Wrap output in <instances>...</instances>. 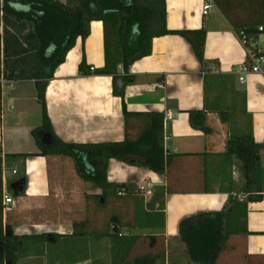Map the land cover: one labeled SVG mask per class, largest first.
<instances>
[{
  "label": "crops",
  "instance_id": "0c3cea01",
  "mask_svg": "<svg viewBox=\"0 0 264 264\" xmlns=\"http://www.w3.org/2000/svg\"><path fill=\"white\" fill-rule=\"evenodd\" d=\"M205 2L165 0L169 30L205 32L203 62L197 59L185 37L179 34L154 37L151 53L128 68L132 81L124 87L123 100L113 94L111 75L91 72L102 69L105 61L103 24L90 22L88 36L76 39L48 81L44 93L46 113L55 136L73 144L134 140L151 126L153 115L161 116L166 161L163 174L114 158L108 161L107 181L117 186L116 192L108 195L116 202L111 223H115L112 226L117 231L113 232L119 236H125L127 231L134 236L141 234V238L155 236L161 264H197L190 261L180 239V222L199 213L231 209L230 234L223 250L229 241L235 240L241 246L242 258L264 264V73L250 70L237 31L214 2L207 14L202 13ZM252 39L264 47V30L255 32ZM82 60L86 73L79 72ZM244 67L247 70L242 72ZM117 72L124 75L121 66ZM211 77L229 82L230 91L241 97L243 112L249 118L246 134L258 146L260 167L259 184L251 192L244 189L242 157L226 154L227 142L234 135L223 130L225 124L218 118L213 122L214 129L206 124L210 129L207 134L190 124L191 111H205L206 122L214 117L215 111L208 109L206 100L207 80ZM4 81L0 94V264H11L7 259L9 237H17L12 252L16 254L14 264H17L23 252L22 238L39 241V236L48 235L47 239L55 241L51 234L65 237L73 232L67 221L30 219L25 223L17 217L30 206L36 209V204L46 209L51 195L58 198L75 190L58 185V182L67 184L61 175L51 176L50 161L62 156L28 155L39 152L31 132L42 124V109L40 118L36 114L35 103L41 105V102L35 83L27 79L10 84ZM116 85L120 87L119 80ZM123 103L127 114L123 112ZM166 112L172 118L164 122ZM147 183L151 184L150 195L143 194ZM5 196L12 202L5 203ZM138 203L146 212H162L163 226L135 227ZM38 213L45 214L46 210ZM117 223L124 225L122 233ZM238 224L241 228L235 229ZM20 229L26 231L19 232ZM36 229L42 230L36 232ZM101 232L107 234L99 240V247L104 249L105 237L109 239L110 232L105 229ZM39 257L43 256L36 255ZM133 262L134 258H84L69 259L66 264Z\"/></svg>",
  "mask_w": 264,
  "mask_h": 264
},
{
  "label": "trees",
  "instance_id": "16d2710c",
  "mask_svg": "<svg viewBox=\"0 0 264 264\" xmlns=\"http://www.w3.org/2000/svg\"><path fill=\"white\" fill-rule=\"evenodd\" d=\"M213 2L237 33L243 32L249 38H252V35L258 31V27L264 23V0H213ZM2 8L6 25L4 33L9 28L8 19L16 22L28 21L33 25V35L37 41V68L34 81L38 99L41 102L42 124L31 132L39 152L28 155L62 156L71 159L76 175L84 182L100 188L102 193L99 198L103 201L106 194H114L117 189L116 185L108 183L106 177L108 161L111 158L163 174L166 161L161 116L153 115L151 126L134 140L64 143L55 136L51 128L44 103L45 89L55 69L64 62L66 54L74 46L76 39L78 37L85 39L88 36L92 21H101L103 24L105 64L102 69L91 72L111 75L113 94L120 96L122 100L125 85L132 81L128 76L129 66L151 53V42L154 37L167 34H179L185 37L197 59L202 63L205 32L203 30H169L166 27L165 0H77L73 7L59 0H3ZM6 43L3 35H0V79L6 81L30 79L23 74L22 70L11 65L8 56L1 59V48ZM118 66L122 67L124 75L118 74ZM79 72L86 73L84 60L79 65ZM117 80L121 83L120 87L116 85ZM123 112L127 114L124 103ZM189 120L192 127L206 134L209 133L205 111L189 112ZM226 154L242 157L244 189L251 192L259 184L260 177L258 146L251 135L242 134L231 137L226 145ZM228 212L222 210L199 213L186 217L180 222L179 236L190 261L197 264L217 262L230 234ZM141 213H143L142 216ZM163 224L162 212H146L141 203L137 204L135 227L154 228L162 227ZM76 233L73 231L72 236ZM50 236L60 237L58 234ZM148 237L156 246V237ZM141 239L145 238L133 236L131 247L133 248ZM16 244L17 237L8 238L7 259L11 264H14L17 259L16 254L12 253L16 249ZM147 257L136 254L133 264H150L155 259Z\"/></svg>",
  "mask_w": 264,
  "mask_h": 264
},
{
  "label": "rangeland",
  "instance_id": "374dc122",
  "mask_svg": "<svg viewBox=\"0 0 264 264\" xmlns=\"http://www.w3.org/2000/svg\"><path fill=\"white\" fill-rule=\"evenodd\" d=\"M59 1L66 2L71 7L77 3V0ZM8 20L7 24L9 28L4 33L6 25L3 15L1 36L3 35L5 43L7 42L4 44L7 50H4L5 48L2 46L1 59L8 56L7 58L11 65L16 67V69L22 70L23 74L30 77L27 80H32L35 83L37 41L33 35V25L28 21L16 22L11 19ZM3 81H0V83H3ZM13 81L17 80L6 81L5 83L10 84ZM229 86V82H224L215 77L207 80L206 100L208 109L214 110L215 114L206 124H209L214 129L213 122L218 118L221 123L225 124L223 130L236 137L248 133L250 121L243 112L241 97L232 93ZM35 104L36 114L40 118L41 105L37 101ZM74 170L73 161L71 162L64 157L52 159L50 161L51 176L61 175L67 184L58 182V185L64 188L65 186L74 187L75 193H63L58 198L55 195H51L50 199L47 200L48 203L45 205V207L48 206L46 209L37 207L40 206L37 204L36 209L30 206L29 209H26V212L21 213L17 217V220L25 223H28L30 219L32 221H52L56 223L67 221L72 225L73 231L77 233L74 236L56 237L55 241L47 239L48 235H46V238L42 235L39 236L41 239L39 241H36V238H22L23 252H21L17 264H66L69 259L136 258V254L148 256L147 258H155L153 263L157 261L155 264H161L158 261L160 258V248L154 246L149 237L139 240L132 248L131 241L134 235L130 234V231H127L125 236H119L118 233L113 232L112 224L115 223H111V218L115 214L114 208L116 209V202L114 203L113 200L109 199L108 194L105 195V203L104 201L101 202L99 196L102 191H97L94 185L78 178ZM96 192L98 194H94ZM72 195L73 197H71ZM44 210H46L45 214L38 213ZM29 211L33 212L32 216L27 213ZM116 226L119 228V231L121 230V233L124 231V225L117 223ZM237 227L241 228V225L238 224L235 229H238ZM103 229L110 232L108 234L109 239L105 237L106 248L104 249L99 247V240H103L104 236H107V234H102L101 231ZM39 230L36 229V232H40ZM24 231L20 229L19 232ZM136 236L142 237L141 234ZM36 255L37 257L41 255L44 258H36ZM215 264L262 263L261 261L255 262L242 258L241 246L237 241L231 240L227 243V247L223 250L221 257L217 259Z\"/></svg>",
  "mask_w": 264,
  "mask_h": 264
},
{
  "label": "built area",
  "instance_id": "2783aa9c",
  "mask_svg": "<svg viewBox=\"0 0 264 264\" xmlns=\"http://www.w3.org/2000/svg\"><path fill=\"white\" fill-rule=\"evenodd\" d=\"M3 0H0V35L2 33V27H3V8H2ZM213 7V0H206V2L203 5V14H207L208 10H210ZM264 27L259 26L258 31H263ZM238 41L242 45L245 51L246 60L248 65L250 66V70L252 72L256 73H264L262 69V65L264 64V47L259 45L256 40L249 38L245 33L239 32L236 34ZM247 69L244 67L242 69V72L246 71ZM3 79L1 78L0 81ZM239 80L242 82L243 77H240ZM172 115L169 112H166L164 117V122L171 120ZM144 189V195H150L151 194V184L147 183L145 185ZM121 194V192H119ZM5 203H11L12 199L10 197L5 196L4 198Z\"/></svg>",
  "mask_w": 264,
  "mask_h": 264
},
{
  "label": "water",
  "instance_id": "95a60500",
  "mask_svg": "<svg viewBox=\"0 0 264 264\" xmlns=\"http://www.w3.org/2000/svg\"><path fill=\"white\" fill-rule=\"evenodd\" d=\"M103 201V199L101 198V202ZM113 230H114V232H116L117 230H116V228H113ZM10 263V262H9Z\"/></svg>",
  "mask_w": 264,
  "mask_h": 264
}]
</instances>
